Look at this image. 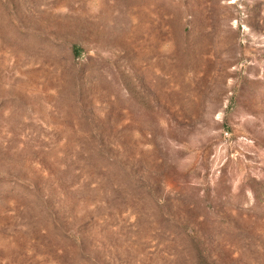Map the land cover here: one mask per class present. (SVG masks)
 Returning <instances> with one entry per match:
<instances>
[{
    "label": "rangeland",
    "instance_id": "rangeland-1",
    "mask_svg": "<svg viewBox=\"0 0 264 264\" xmlns=\"http://www.w3.org/2000/svg\"><path fill=\"white\" fill-rule=\"evenodd\" d=\"M0 264H264V0H0Z\"/></svg>",
    "mask_w": 264,
    "mask_h": 264
}]
</instances>
